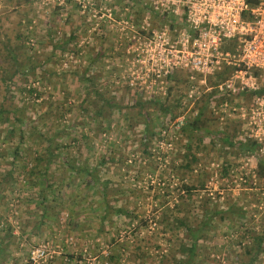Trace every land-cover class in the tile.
Masks as SVG:
<instances>
[{"label": "rangeland", "instance_id": "obj_1", "mask_svg": "<svg viewBox=\"0 0 264 264\" xmlns=\"http://www.w3.org/2000/svg\"><path fill=\"white\" fill-rule=\"evenodd\" d=\"M152 7L151 0H0V107L23 119L22 138L13 115L0 122V264H29V248L40 242H48L53 252L36 264H159L164 238H175L161 213L172 220L187 191L181 181L196 179L203 187L189 188L188 207L203 195L224 210L211 218L201 264H240L246 254L238 252L237 242L248 239V229L264 231L258 149L239 152L209 133L199 143L191 141L199 158L185 168L180 122L194 115L206 99V86L227 70L206 75L204 82L184 68L168 67L164 73L149 41L151 30L166 26L173 37L178 21ZM142 34L143 64L135 55ZM103 95H113L119 106H108ZM136 98L144 101L141 112L133 104ZM153 98L156 104L149 102ZM160 102L180 111L167 118L157 111ZM204 107L212 130H239L232 116L219 119L210 105ZM48 140L68 144L60 155L93 167L90 186L63 163L51 182L57 194L46 191L44 201L22 183L24 166L13 179L11 160L31 161L45 153ZM49 152L58 158L52 147ZM102 190L110 209L103 220ZM228 203L239 206L242 216L227 210ZM117 206L131 209L132 216L113 212ZM55 210L56 218L43 215ZM254 263L264 264V250Z\"/></svg>", "mask_w": 264, "mask_h": 264}, {"label": "built area", "instance_id": "obj_2", "mask_svg": "<svg viewBox=\"0 0 264 264\" xmlns=\"http://www.w3.org/2000/svg\"><path fill=\"white\" fill-rule=\"evenodd\" d=\"M151 1L153 11L178 21L173 37L166 26L151 30L159 67L164 73L168 67L184 68L190 77L200 74L201 82L227 70L212 85L214 96L222 99L211 102L210 110L219 119L235 118L244 137L257 143L259 156H264V0ZM144 42L135 48L142 64ZM52 252L48 242L37 243L28 251V262L39 263Z\"/></svg>", "mask_w": 264, "mask_h": 264}, {"label": "trees", "instance_id": "obj_3", "mask_svg": "<svg viewBox=\"0 0 264 264\" xmlns=\"http://www.w3.org/2000/svg\"><path fill=\"white\" fill-rule=\"evenodd\" d=\"M60 42L54 43L58 48ZM53 44V46H54ZM220 72H216L215 75H220ZM224 72V71H223ZM223 75V74H222ZM223 76L219 77L222 78ZM88 79V78H86ZM4 80V79H2ZM214 80H212L210 83H212ZM89 83H91L88 80ZM209 91L205 93V100L200 106L197 108L195 111L194 115L192 117H189V119H185L180 122L179 125V132L182 133V135L185 138V143L182 151V156L186 157L185 160V168L189 169L190 164H196L197 160L199 157L195 154V150H197L198 146H194V150H191L192 142L196 140L197 143L201 142L202 139L206 134H212L215 136L216 139L220 140L221 143L223 144H229V145H234L235 148L239 152L243 153H249L253 152V150L257 149V143H255L252 140H249L244 137L243 132L239 130H223V131H216V129H211L208 124H207V117L205 115V110L204 106L205 104L210 105L211 102L214 101V99H222V96H214L215 94V88L210 87L208 89ZM95 93H99L95 88H94ZM100 94V93H99ZM103 101L108 105L116 104L119 106L118 102L114 100L113 95H108V96H102ZM176 100V99H175ZM156 99H150L149 102H152L153 104H156ZM133 104L138 106L137 112H141V108L144 105V101H141L140 99L133 102ZM158 109L157 111H160L163 115H165L167 118H173L178 114L180 110L178 109H172V106L169 105L168 103L165 102H160L158 104ZM95 112L100 118L102 119L104 117L102 108L98 107L95 109ZM7 113H10L11 115L14 116V118L18 121V130H19V138H22V122L23 119L21 116H17L13 114V109H4L3 107H0V122H5L11 117ZM12 116V117H13ZM236 120V119H235ZM21 123V125H20ZM100 124L98 127L103 128ZM21 131V133H20ZM218 132V133H217ZM235 133V135H234ZM236 139L234 141L233 139ZM50 140V138H49ZM46 141L45 143V153L42 154H37L34 158L31 159V161L24 160L23 163H14V161L11 160L10 167L8 170L10 171V175H13V179L17 181V174H16V169L17 167H22L24 166V171H23V177H22V183H27L28 187L31 188V192L35 194V198L38 199L39 201H44L46 199V191L50 193L52 196L57 194V190H55V186L52 185V180L54 177L55 172L60 171L59 168H62V163L66 164L68 166V169L71 171H77L80 174H83V182L86 183V186H90L91 182L94 181L96 178L95 175L92 174L93 167H89L86 163H74L72 159H68L65 154L60 155V152H63L66 150V147L68 144L65 143H60L58 141ZM51 147L55 150V153L58 154L57 157H52L50 155L49 149ZM143 150L147 152L145 148V144L142 143ZM66 153V152H65ZM64 161V162H63ZM101 162H105V160L101 159ZM42 162L43 166L39 165ZM20 164V165H19ZM52 164V166L50 165ZM38 166V172L34 174L33 169ZM257 169H256V174L257 176H260L261 178L264 177V156H260V158H257V163H256ZM51 168H53L52 171ZM34 174V176H33ZM27 175L31 176V179L25 178ZM3 176V175H1ZM57 179V178H56ZM203 180L202 179H196L193 181V183H186L185 181H181V189H187L185 195H183V199L180 200V203H182V207L180 212H177L176 214H173L172 220L168 215V212H162L161 213V219H163V224L167 226L168 228L172 229V234H174V239H170L169 237H165L164 240V245L166 244V247H163L162 250L160 251V259H159V264H201L202 260L207 257V247L206 245L203 244V240L205 239L206 231L210 229L212 223L211 218L213 217L214 213H220V211H224L220 209L219 207L215 206L213 203L210 202L209 199L205 198L203 195H200L196 200H198V203H193L194 205H190L188 207V199L192 197V191H189V188L199 186L200 188L203 187ZM16 184V183H15ZM65 185V184H64ZM55 190V191H54ZM105 191H101V196L102 200L104 203L102 204V214H101V220L105 217L106 213L110 210L109 205L105 203ZM193 198V197H192ZM183 202L185 203L183 205ZM180 203H176V207L180 206ZM226 209L234 212L238 216L241 215V208L239 206H233L232 203H228L226 205ZM113 212L116 213H123L125 216H132L131 215V209L124 208V207H114ZM55 212H44V216L46 218L48 217H54L56 218L58 215ZM190 214H196L198 215L197 220H191ZM222 215V214H221ZM223 217V216H221ZM173 221L174 223L172 224ZM41 221H39L40 223ZM145 224H147V221L145 220ZM7 228L4 229V232ZM249 230V229H248ZM246 231V236L248 239H245L243 242L240 240L237 242V248L238 252L241 254H246V260L245 261H240V264H255L254 261L257 258V256L264 250V231L255 229L251 232ZM244 237V236H243ZM3 234L0 235V240H2ZM31 248V247H30ZM29 248V249H30ZM2 249V246H0V250ZM140 247L139 245L137 246V253L140 255ZM28 255V253H27ZM112 256V255H110ZM112 258V257H111ZM29 263V262H28Z\"/></svg>", "mask_w": 264, "mask_h": 264}, {"label": "flooded vegetation", "instance_id": "obj_4", "mask_svg": "<svg viewBox=\"0 0 264 264\" xmlns=\"http://www.w3.org/2000/svg\"><path fill=\"white\" fill-rule=\"evenodd\" d=\"M142 40H143V39H142V38H139V36H138V40H137L138 43H142Z\"/></svg>", "mask_w": 264, "mask_h": 264}]
</instances>
